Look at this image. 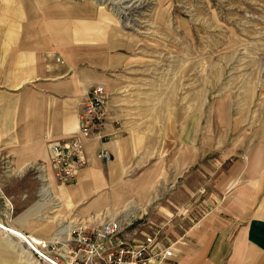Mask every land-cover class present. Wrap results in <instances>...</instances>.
<instances>
[{"label":"crops","instance_id":"1","mask_svg":"<svg viewBox=\"0 0 264 264\" xmlns=\"http://www.w3.org/2000/svg\"><path fill=\"white\" fill-rule=\"evenodd\" d=\"M185 28L182 42L192 47ZM232 37L214 60L201 55L198 82L178 101L176 75L159 82L153 61L138 55L145 41L111 9L91 0H0V160L26 178L11 194L0 185V264H50L17 231L46 240L72 219L152 207L192 209L186 226L170 224L172 212L150 215L181 264H264V50ZM96 85L108 94L103 136L84 139L89 162L63 185L50 146L74 135Z\"/></svg>","mask_w":264,"mask_h":264},{"label":"rangeland","instance_id":"2","mask_svg":"<svg viewBox=\"0 0 264 264\" xmlns=\"http://www.w3.org/2000/svg\"><path fill=\"white\" fill-rule=\"evenodd\" d=\"M91 1L111 9L125 29L135 33L140 40L145 41L143 47L138 51V55L148 56L153 61V65L159 70L157 76L160 83L168 80L169 73L176 75L177 87L180 93L178 101H183L185 98L186 86L192 83L194 87L198 82L195 73L201 71V55H209L210 61L214 60L219 47L227 38L235 36L246 46L251 43V50H255V53L264 50L259 47L264 45V0ZM185 27L190 28L192 34L190 38L193 41L192 47L184 46ZM204 44H206V47ZM243 51L247 53L250 49L244 47ZM188 56L193 57V61L196 60L197 63L193 62L189 67L188 65L184 67V64H180V61ZM174 68L176 69L175 73ZM215 69L216 66L210 63L209 71L214 73ZM136 70L137 66L134 63L133 67L127 69V72H136ZM185 77H191V80L185 79ZM217 89L219 88L216 87L214 91ZM189 99H192V97H189ZM8 167L3 159L0 160V185L2 184V189L6 193L11 194L15 182L24 185L26 178L11 175ZM27 182L26 186H31V182ZM155 204L157 206L158 203ZM0 205L2 207L6 206L7 198L3 196ZM165 205L166 203L163 206ZM154 210L160 211L162 213L160 214L161 217L172 212L173 215L172 213L167 215V218L170 219L167 221L170 224L175 225V221L181 219L184 222L180 221V224L184 226L192 222L190 220L192 209L190 208L160 207L159 209V207H152L150 211L141 210V213L144 217L150 219L152 218L150 215ZM157 220H160V218ZM158 222H161V220ZM178 227H181V225H178Z\"/></svg>","mask_w":264,"mask_h":264},{"label":"built area","instance_id":"3","mask_svg":"<svg viewBox=\"0 0 264 264\" xmlns=\"http://www.w3.org/2000/svg\"><path fill=\"white\" fill-rule=\"evenodd\" d=\"M108 94L102 85L88 92L79 112V126L74 135L51 143L49 163L59 183L77 182L79 170L89 162L84 147L88 137L102 138L106 125ZM99 155L111 158L103 148ZM45 163L36 169L44 170ZM44 179V174H39ZM44 195L48 193L42 187ZM36 259L50 264H181L176 248L168 242L164 226L139 215H120L99 220L93 215L69 220L50 239H38L19 232Z\"/></svg>","mask_w":264,"mask_h":264},{"label":"bare ground","instance_id":"4","mask_svg":"<svg viewBox=\"0 0 264 264\" xmlns=\"http://www.w3.org/2000/svg\"><path fill=\"white\" fill-rule=\"evenodd\" d=\"M134 1H138V0H134Z\"/></svg>","mask_w":264,"mask_h":264}]
</instances>
